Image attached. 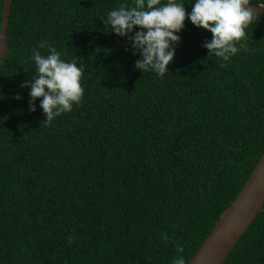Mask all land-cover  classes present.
I'll return each mask as SVG.
<instances>
[{
	"label": "trees",
	"instance_id": "trees-1",
	"mask_svg": "<svg viewBox=\"0 0 264 264\" xmlns=\"http://www.w3.org/2000/svg\"><path fill=\"white\" fill-rule=\"evenodd\" d=\"M130 2L11 1L0 60V264H171L177 255L187 264L264 149V15L245 29L252 51L223 68L201 47L211 33L186 18L158 77L135 69L127 37L101 20ZM44 40L84 66L80 104L47 125L42 98L29 112L20 87ZM222 264H264V203Z\"/></svg>",
	"mask_w": 264,
	"mask_h": 264
},
{
	"label": "clouds",
	"instance_id": "clouds-1",
	"mask_svg": "<svg viewBox=\"0 0 264 264\" xmlns=\"http://www.w3.org/2000/svg\"><path fill=\"white\" fill-rule=\"evenodd\" d=\"M191 4V11L186 12L183 0H131L120 3L101 20L105 30L110 29L108 32L127 37L132 54L140 57L134 68L143 73L153 72L158 77L169 72L167 66L173 61L186 18L194 27L211 33V39L201 47L207 49V58L222 61L219 64L222 68L240 51H252L247 46L245 29L253 22L256 12L249 7V0H191ZM40 49H46L47 54L41 55ZM29 60L34 62L35 75L22 81L20 87L29 89V112L36 111V100L42 98L39 108L47 125L72 111L73 105L80 104L84 94L81 86L84 66L75 58L62 59V53L46 40L37 44ZM15 99H20L19 94ZM161 238L169 241L164 233ZM175 248L177 253L184 252L182 245L176 244ZM171 264H186L185 258L177 255Z\"/></svg>",
	"mask_w": 264,
	"mask_h": 264
},
{
	"label": "water",
	"instance_id": "water-1",
	"mask_svg": "<svg viewBox=\"0 0 264 264\" xmlns=\"http://www.w3.org/2000/svg\"><path fill=\"white\" fill-rule=\"evenodd\" d=\"M12 0H3L0 19V60L8 55L6 28ZM256 14L264 6L249 3ZM264 203V149L244 184L230 204L220 213L212 229L187 264H222L236 241L252 223Z\"/></svg>",
	"mask_w": 264,
	"mask_h": 264
}]
</instances>
